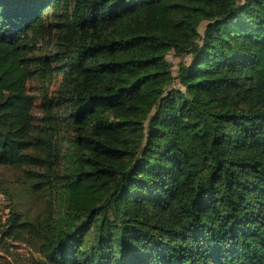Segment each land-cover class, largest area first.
Instances as JSON below:
<instances>
[{
    "label": "trees",
    "instance_id": "obj_1",
    "mask_svg": "<svg viewBox=\"0 0 264 264\" xmlns=\"http://www.w3.org/2000/svg\"><path fill=\"white\" fill-rule=\"evenodd\" d=\"M0 166L36 264H264V0H0Z\"/></svg>",
    "mask_w": 264,
    "mask_h": 264
},
{
    "label": "rangeland",
    "instance_id": "obj_2",
    "mask_svg": "<svg viewBox=\"0 0 264 264\" xmlns=\"http://www.w3.org/2000/svg\"><path fill=\"white\" fill-rule=\"evenodd\" d=\"M168 60L173 64V69H176L181 58L171 53L168 55ZM35 114L38 118L41 116L37 109ZM0 181L5 191L11 194L14 210L25 218L33 219L43 215L44 199L30 191L18 169L0 166ZM4 241L7 243L0 245V264H5V260L12 264H36L39 255L34 243L15 242L12 239H4Z\"/></svg>",
    "mask_w": 264,
    "mask_h": 264
},
{
    "label": "built area",
    "instance_id": "obj_3",
    "mask_svg": "<svg viewBox=\"0 0 264 264\" xmlns=\"http://www.w3.org/2000/svg\"><path fill=\"white\" fill-rule=\"evenodd\" d=\"M7 199L0 194V219L4 220L7 217Z\"/></svg>",
    "mask_w": 264,
    "mask_h": 264
}]
</instances>
